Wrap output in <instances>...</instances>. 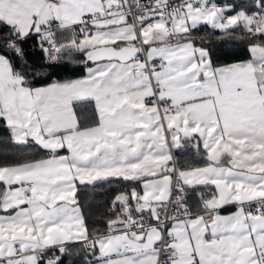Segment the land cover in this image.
<instances>
[{
    "label": "snow or ice",
    "instance_id": "6c2138e0",
    "mask_svg": "<svg viewBox=\"0 0 264 264\" xmlns=\"http://www.w3.org/2000/svg\"><path fill=\"white\" fill-rule=\"evenodd\" d=\"M238 40L248 57L217 63ZM189 145L202 166L180 163ZM112 181L90 228L78 193ZM73 247L78 264H264V0H0V264Z\"/></svg>",
    "mask_w": 264,
    "mask_h": 264
},
{
    "label": "trees",
    "instance_id": "16d2710c",
    "mask_svg": "<svg viewBox=\"0 0 264 264\" xmlns=\"http://www.w3.org/2000/svg\"><path fill=\"white\" fill-rule=\"evenodd\" d=\"M209 34V29L207 26H202L200 30L194 31L193 35L197 38V46L199 45V38ZM34 41H29L25 45L26 51L29 52V59L31 62L40 63L41 53L39 51L32 52V44ZM220 41L218 39H213L210 44L211 47L217 48ZM230 50L237 53V55L227 58V60L221 59L217 63L233 62L238 59H245L248 57V52L246 50V41L238 40L235 42H227ZM83 71L76 73L77 76L84 75ZM180 163L184 164L185 167L190 165L202 166L205 162L203 157V150L197 153L191 145L188 146L187 150L176 154ZM123 185L117 181H112L111 184L105 182L101 184L98 188H82L78 195L81 198V205L85 213L87 222L90 228H99L104 231L105 221L111 216L110 211V201L113 197L118 194V190L121 189ZM203 190V189H201ZM77 248L73 247V262L66 261V264H78L75 262V254Z\"/></svg>",
    "mask_w": 264,
    "mask_h": 264
},
{
    "label": "crops",
    "instance_id": "0c3cea01",
    "mask_svg": "<svg viewBox=\"0 0 264 264\" xmlns=\"http://www.w3.org/2000/svg\"><path fill=\"white\" fill-rule=\"evenodd\" d=\"M67 34H62L60 32H57V38L58 39H64ZM231 210V209H230ZM222 214H228V212H223Z\"/></svg>",
    "mask_w": 264,
    "mask_h": 264
},
{
    "label": "built area",
    "instance_id": "2783aa9c",
    "mask_svg": "<svg viewBox=\"0 0 264 264\" xmlns=\"http://www.w3.org/2000/svg\"><path fill=\"white\" fill-rule=\"evenodd\" d=\"M128 3L131 5L132 4V0H128ZM133 11L135 12V9Z\"/></svg>",
    "mask_w": 264,
    "mask_h": 264
}]
</instances>
